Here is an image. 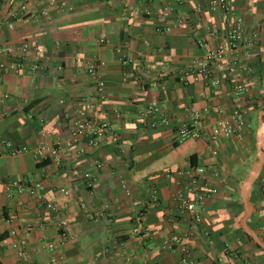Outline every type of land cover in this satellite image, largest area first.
Masks as SVG:
<instances>
[{"label":"crops","instance_id":"0c3cea01","mask_svg":"<svg viewBox=\"0 0 264 264\" xmlns=\"http://www.w3.org/2000/svg\"><path fill=\"white\" fill-rule=\"evenodd\" d=\"M211 2L0 0L2 41L17 47L29 42L38 48L43 63L34 74L1 75L0 141L36 146L44 140L42 130L48 128L52 140L71 148L61 163L39 160L32 150L0 157V261L182 264L178 248L163 246L189 226L173 200L180 186L165 170L186 166L193 155L197 161L217 162L223 174L230 172L235 159L249 170L257 156L250 143L257 147V131L264 121V0H232L234 14L244 19L247 39L254 41L247 59L249 127L240 137L221 140L218 157L205 140L175 142V129L185 121L187 106L222 105L224 111H213L214 118L233 106L230 82L214 88L203 79L191 76L186 84L180 78L188 63L216 42L210 31H221L225 25L224 14L212 9ZM166 6L175 10L163 16ZM30 55L27 61L35 62L38 55L34 51ZM163 62L170 64L172 74L162 81L157 72ZM90 65L105 81L102 91L87 73ZM141 71L151 78H142ZM98 93L105 95L119 139L107 137L81 152L85 144L73 142L70 124L79 100ZM152 103L169 115L170 124L152 125L148 109ZM165 146L169 147L166 157L156 155ZM241 149L243 155L238 156ZM75 167L91 172L92 180L79 176ZM38 184L43 186L44 201L31 192ZM61 187L70 193L65 195ZM260 188L264 191V170L254 186L256 219L264 220ZM239 189L224 179L221 194L204 208V228L210 234L200 231L190 240L196 264H264L262 252L238 229ZM226 192L229 203L222 198ZM48 202L58 210L47 207ZM65 227L68 237L63 240ZM261 230L264 233V225ZM24 239L26 245L21 243ZM52 240L58 243L55 262L47 247Z\"/></svg>","mask_w":264,"mask_h":264},{"label":"built area","instance_id":"2783aa9c","mask_svg":"<svg viewBox=\"0 0 264 264\" xmlns=\"http://www.w3.org/2000/svg\"><path fill=\"white\" fill-rule=\"evenodd\" d=\"M25 9L26 7L23 6ZM211 8L221 11L225 17V25L222 30H211V36L216 38L202 56L194 57L181 72L182 81L189 83L190 77L193 80L203 79L214 88L221 87L224 83L230 82L231 88L228 94L231 96L233 106L229 112L214 118L213 111H224L222 105L206 106L199 108L196 106L186 107L185 121L175 129V142L183 143L188 139H202L207 142L214 157H218L220 150L218 143L223 139H232L242 136L244 130L249 127L248 114L250 107L248 99L250 97V81L248 73L250 66L247 59L252 55L254 41L247 39L246 27L242 16H237L233 12L232 0H212ZM173 6H166L162 11L163 16H168L174 11ZM151 14V10H146ZM4 31L0 26V84L1 75L7 71L15 73L34 74L43 69V63L38 55V48H33L29 42H24L20 47L2 41ZM208 44L206 40L204 42ZM36 53L35 62L27 61L30 52ZM104 64V62H101ZM98 69L95 65L87 68L88 75L97 82L98 89L102 91L105 81L98 77ZM172 74V68L168 62H163L157 72L160 80L168 78ZM144 79L151 78L147 71H141ZM4 97H8L4 95ZM151 113V123L170 124L169 115L158 105L149 104ZM1 113V112H0ZM106 110L105 95L98 93L95 96L79 100L76 108L75 118L72 119L69 134L74 143L84 142L85 146L80 151L85 152L86 146L97 147L103 140L110 137L118 141L119 133L112 126ZM43 142L32 146L29 144H17L11 140L0 141V157L6 154H22L32 150L37 159H51L56 163L64 160L66 152L70 147H63L60 143L51 139L52 130L44 128L42 130ZM98 166L102 165L99 160ZM79 176L87 180H92L91 172L75 167ZM165 175L175 178L179 188L173 193L175 208L180 216H186L189 222L187 232L176 234L164 241L163 246L167 250L178 248L181 251L182 264H196L192 255L190 240L198 232L209 235L210 232L204 228L203 210L206 205L217 198L222 191L224 183L223 170L217 162L190 161L186 166L165 170ZM89 185L90 182H89ZM60 191L65 195L70 193L66 187H61ZM31 192L44 201L43 186L38 184ZM47 207L57 211L58 207L53 202H48ZM63 224V222H62ZM62 239L68 237V230L65 227L61 233ZM23 245L27 240L21 241ZM48 249L52 252V262L58 260L56 250L58 243L54 240L47 243ZM0 264H5L0 261ZM22 264H32L25 261Z\"/></svg>","mask_w":264,"mask_h":264},{"label":"water","instance_id":"95a60500","mask_svg":"<svg viewBox=\"0 0 264 264\" xmlns=\"http://www.w3.org/2000/svg\"><path fill=\"white\" fill-rule=\"evenodd\" d=\"M264 170V121L260 124L257 131V156L249 173L240 183L239 192L241 194V203L243 205V214L240 217V227L252 237L253 241L264 250V238L250 224L256 206L252 200V194L255 182Z\"/></svg>","mask_w":264,"mask_h":264},{"label":"rangeland","instance_id":"374dc122","mask_svg":"<svg viewBox=\"0 0 264 264\" xmlns=\"http://www.w3.org/2000/svg\"><path fill=\"white\" fill-rule=\"evenodd\" d=\"M253 121V127H256L257 126V123L258 121L257 120H252ZM189 140H192V139H188L184 142H189ZM183 142V143H184ZM169 148L168 146H165L163 148H160L161 150H157L156 151V155L157 153H160L161 155H163L164 157H166L165 155L167 154L166 152V149ZM191 150L194 149L193 147L190 148ZM250 149L252 150V153H253V156L257 153V147L255 145V142L252 141L250 143ZM165 150V151H164ZM243 149L240 150V153L238 156H241L243 155ZM163 158V157H162ZM238 159H235V163L233 161V163L230 165V172L229 173H224V179L226 182H228L229 184L231 183L232 185L234 184L236 187L240 188V183L241 181L246 177V175L249 173L250 169L252 168V163L251 162L250 164H248V167H249V170H245V168H243L241 165H240V162H237ZM160 163H162L161 160H159ZM230 193H227L222 197L224 198L225 200H228V203L231 202V198H230ZM238 201H241V198L239 197L238 198ZM238 214H239V218L242 216L243 214V208L238 211Z\"/></svg>","mask_w":264,"mask_h":264},{"label":"trees","instance_id":"16d2710c","mask_svg":"<svg viewBox=\"0 0 264 264\" xmlns=\"http://www.w3.org/2000/svg\"><path fill=\"white\" fill-rule=\"evenodd\" d=\"M192 161H193V162H196V161H197L195 155L192 156ZM260 177H261V175H260ZM260 177H259L258 180L255 182V185H254V186H257V185L259 184ZM255 189H256V188H255ZM255 189L253 190V194H252V200H253V202L255 201V196H254ZM260 191H261V193H262V195H263V197H264V191H263V189L261 190V188H260ZM238 206H239V208H241V209L243 208V205H242L241 202H238ZM250 224H251V225H252V226L258 231V233L262 236V238H264V233H263L262 230H261V227L264 225V220H263V218H260L259 220H257V219H256V212H254L252 218L250 219ZM238 229H239V231H240L243 235H245V236L247 237L248 241L251 242V243L253 244V246H254L255 248L259 249V250L262 252V254L264 255V250H263L258 244H256V243L253 241L252 237H250L249 235H247V234L242 230L241 227H239Z\"/></svg>","mask_w":264,"mask_h":264}]
</instances>
